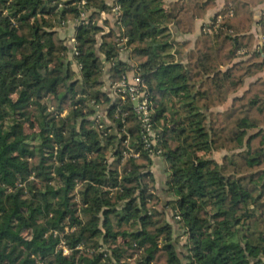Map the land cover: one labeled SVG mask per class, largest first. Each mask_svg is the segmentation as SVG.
I'll return each instance as SVG.
<instances>
[{"label":"trees","instance_id":"16d2710c","mask_svg":"<svg viewBox=\"0 0 264 264\" xmlns=\"http://www.w3.org/2000/svg\"><path fill=\"white\" fill-rule=\"evenodd\" d=\"M259 3L179 42L214 0H0V264H264ZM130 72L152 138L106 92Z\"/></svg>","mask_w":264,"mask_h":264},{"label":"crops","instance_id":"0c3cea01","mask_svg":"<svg viewBox=\"0 0 264 264\" xmlns=\"http://www.w3.org/2000/svg\"><path fill=\"white\" fill-rule=\"evenodd\" d=\"M164 1V7L167 9L168 4L170 2H174L177 0H163ZM184 2H188L189 0H183ZM215 5L212 9H210L202 18H197L195 21V31L192 35L189 36H184V35H178L175 32L174 25L170 26V32L174 35L177 36V40L179 42H184V41H192L195 42V40L201 35V33L204 31H209L212 27V24L214 22H218V20L221 21L222 15H219L220 12L224 9L225 6V0H214ZM252 14L254 15L255 22L251 30V34H253L254 39H255V45H254V51L256 52H261V47L263 43V30H262V25H261V18L262 14L264 13V0H261V3H259L256 7H251ZM109 19V16L106 17ZM216 22V24H217ZM74 24H68L66 25L65 28L59 29L60 36L65 39L66 43L68 46L72 47L73 40L75 39L76 35V30H75ZM174 35V36H175ZM247 49H243L242 51L239 52V57L237 60H244L248 57L251 56L253 52H246ZM174 52V51H173ZM246 52V53H245ZM173 54V53H172ZM122 60L126 61L125 58L122 57ZM74 69L77 70V67L74 66ZM129 75H132L130 72ZM104 80L106 82V92L111 93L110 91V84L108 82V74L106 73L104 76ZM250 82V81H249ZM231 103L226 105L225 107L221 108V110H225L230 106ZM221 156L217 155L216 159L220 160ZM161 161L160 159L155 160V166L153 167V173L155 175L156 181H157V189L160 192H163V184L165 181V175H164V170L161 166Z\"/></svg>","mask_w":264,"mask_h":264},{"label":"built area","instance_id":"2783aa9c","mask_svg":"<svg viewBox=\"0 0 264 264\" xmlns=\"http://www.w3.org/2000/svg\"><path fill=\"white\" fill-rule=\"evenodd\" d=\"M82 5H85L84 1L82 2ZM120 12L121 7L119 5H114L112 8V15L114 16V22L118 25H120V21L117 20ZM82 16L83 18H86L85 15ZM217 23L219 24L220 20H218ZM262 24H264V13L262 14ZM73 44H75V40H73ZM144 88L145 86L140 76L124 75L119 83L110 86V91L112 95L118 98L121 102H126L127 99H130L131 102L136 104V112L139 115L141 123L145 129L146 136L152 138L153 130L149 114L150 101L149 97H147L144 93ZM97 120L102 121L101 117L99 116L97 117ZM148 146H150V144Z\"/></svg>","mask_w":264,"mask_h":264},{"label":"rangeland","instance_id":"374dc122","mask_svg":"<svg viewBox=\"0 0 264 264\" xmlns=\"http://www.w3.org/2000/svg\"><path fill=\"white\" fill-rule=\"evenodd\" d=\"M65 253L67 254V253H68V251H67V250H65Z\"/></svg>","mask_w":264,"mask_h":264}]
</instances>
